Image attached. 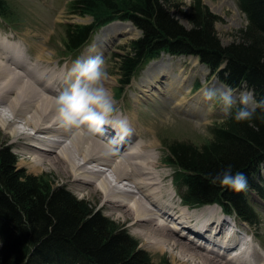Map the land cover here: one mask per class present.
I'll list each match as a JSON object with an SVG mask.
<instances>
[{"label":"trees","instance_id":"16d2710c","mask_svg":"<svg viewBox=\"0 0 264 264\" xmlns=\"http://www.w3.org/2000/svg\"><path fill=\"white\" fill-rule=\"evenodd\" d=\"M237 6L246 16V31L241 41L222 47L213 30L216 17L201 0H193L188 28L158 0H72L70 13L90 15L92 22L67 25L64 47L77 53L99 27L130 21L141 35L123 46V54H114L118 57L117 96L143 64L164 53L196 56L223 83L246 81L260 101L264 99V0H237ZM5 9V0H0L1 16ZM221 63L225 64L219 69ZM209 134L201 144L163 142L181 199L188 204L217 203L224 212L255 224L257 214L249 192L264 197L259 185L264 120L238 123L227 117L213 124ZM229 165L233 173L246 174L251 191L248 187L235 193L212 182ZM138 246L123 227L89 201L65 187L47 185L43 175H26L17 168L11 146L0 143V264H153Z\"/></svg>","mask_w":264,"mask_h":264},{"label":"rangeland","instance_id":"374dc122","mask_svg":"<svg viewBox=\"0 0 264 264\" xmlns=\"http://www.w3.org/2000/svg\"><path fill=\"white\" fill-rule=\"evenodd\" d=\"M71 1L72 0H5L6 9L3 12L4 15L1 16L0 14V32L5 34L6 37H9L11 41H16L20 44L22 53L19 54L24 56L28 66L30 62L34 63L35 56L40 54L42 60L39 65L40 68L46 70L44 75L48 76V72H50L51 69V74H54V77L56 76V78H58V76H60V82H57L55 85L57 87L60 86L61 82L62 85L65 84V70L68 73V68H70L71 65L73 66L75 61L82 60V56L83 59H87L91 56L98 54L101 55L104 60L105 70L108 73L105 86L117 101V107L122 108L121 112L127 116L126 118L128 121H133L134 126L137 125V127L134 128L138 132L137 140L144 142V144H147V142L153 143L154 147L152 154L156 158L153 166L155 168L158 167V170H156L157 173L153 175L156 178V182H154L155 186L151 189V192L157 193L160 188L166 192V186H168L170 190H176L175 192H177L178 196L177 199H180V192L173 180L175 168L167 162L164 145L160 141H190L196 144H201L202 141H207L210 138L209 128L213 124L219 123V121L225 117V114L219 104L203 101L201 90L205 87L224 90L225 88H228L227 85L218 78L217 74L212 75L204 65L202 68L200 64L196 63L195 59L198 62L196 57H189V55L174 56L162 53L159 58L143 64L139 68L137 74L131 79L130 84L124 88L123 94L116 96V90L118 88V57L114 54H123L125 52L123 46L125 47L130 40L138 38L141 35V29L133 26L130 21H115L106 26L99 27L91 36L89 44L85 47L83 45L82 50L78 54H75V52H69L64 47L65 29L67 25H86L92 22V16L90 15L79 16L70 13L68 5ZM158 3L165 10L168 9L170 16L177 20L181 25L187 28L190 27V15L193 12L191 9L193 0H158ZM201 3L207 7V10L213 17H216L213 22V30L222 47H226L232 43L236 44L241 41V37L246 31L247 21L245 15L237 6V0H201ZM224 64L225 63H221L218 68H223ZM162 68L169 72L168 75L170 76V79L168 81L166 79L159 80V77L163 75L161 74ZM149 71L152 72L154 81H160V83H147V81H149L147 77ZM180 75L184 76L186 81L181 80L180 83L177 82L180 84V91H178L173 98H170L167 90V82L169 83L172 78L177 80ZM43 82L44 80H41L40 84ZM8 83V86L4 87L3 81L0 82V112H2L0 113V118L7 119L8 117H12V119H14V114L7 111L5 102L7 96L10 95L9 90H15L17 82L15 81V78H13L8 81ZM195 83L199 84L200 87L195 89ZM149 90L155 92L157 95H152L153 92H148ZM18 92L17 95L11 93L9 98L10 100L19 99L16 105L24 113L22 120L16 119V125H9V122H7L5 126L6 129L0 127V143L12 146L13 154L16 157L17 168L23 170L26 175L37 177L43 175L44 182H46L47 185L65 187V189L71 192L74 196L86 199L90 204L100 208V211H102L103 214L123 227V229L139 243V247L150 255L153 264H180V261H177L178 259L172 257L173 254L171 252H160L159 250H155L154 241L150 243L146 242L147 244L144 242L145 236L142 237L143 234L140 235L139 232L144 230L154 232L158 230L163 232V225L154 214L145 210L141 202L135 203L141 209L143 217H136L133 216L131 212H128L127 209L133 207H129L128 203L134 196L127 201L122 195L117 199L112 198V200H117L119 203L126 201L125 206L122 209L123 213L120 214V218L116 213L111 212H119L117 207H112V210L108 209L110 207L105 205L102 195L100 197V194H89V190L82 189L80 184L77 186V183L72 181V177L69 173L64 174L62 172V164L54 166L52 162L54 156L43 155L46 159V163H44V166H42V168L40 167L39 170H35L33 164L37 165L38 163L34 160V151L27 150V154H22V149L26 146L23 145V142L28 141L23 139L24 136L22 135L11 133L10 127H13V130H16L17 127H19L20 131L21 129H25V118L28 119V122L31 125H42L44 121L42 119V113L46 107L44 103L53 106V102L49 101L48 97H43L44 93H39V91L32 89H18ZM233 93L238 99L242 94V89L233 90ZM47 94L50 93L48 92ZM26 96H29L31 99L42 100V105L35 115L25 112L24 105L21 102H23V99ZM186 100H188V102H186ZM202 101L203 110H201L199 105V102ZM194 104L196 105L197 110L195 109L193 115H188L186 112H188ZM26 127H28L25 129L26 133L32 131L28 125ZM44 135L47 136L48 134H44L40 131L34 135V138L42 140L45 137ZM70 138H72V136ZM70 150L72 152L75 151L74 148H70ZM88 166L89 165L86 167ZM91 166L94 167L95 164L90 165V169ZM100 167L107 169L100 165L94 169ZM133 171L135 175H139L137 171ZM105 174L109 177L108 180L115 183L112 181L110 169H108L104 175ZM259 177V185L260 187L263 186L262 189L264 190V164L260 168ZM122 182H124L122 185L123 187L128 185L127 181ZM248 187L251 191V187ZM135 191L141 198L143 197L136 189ZM112 193L115 192L112 191ZM249 195L250 204L253 206L257 214L255 224H247L245 222L240 223L234 220L231 216H228L225 212L221 211L219 206L218 211L221 213V216L228 219V223H230L231 226L238 228L239 237H243L246 234L253 235V241L258 249V254L264 257V197H259L256 191L249 192ZM148 198H150V196H147V198L144 197L142 200H147ZM128 219L130 220V224L129 221H126ZM133 219L136 222H141L142 226H140V223L139 226H133ZM148 219L151 221L149 222ZM157 224L161 228H158ZM190 236L198 242H203L205 244L209 242L202 238H197L192 233ZM216 246L218 247L219 243H217ZM176 255H178V252H176ZM200 259L201 256H199L198 259L196 258L197 261ZM260 261L261 259H258L255 264H258ZM216 263L219 264L218 262ZM184 264L191 263L187 262Z\"/></svg>","mask_w":264,"mask_h":264},{"label":"bare ground","instance_id":"6f19581e","mask_svg":"<svg viewBox=\"0 0 264 264\" xmlns=\"http://www.w3.org/2000/svg\"><path fill=\"white\" fill-rule=\"evenodd\" d=\"M19 47L18 45L13 46V41H11L9 37L3 36V33L0 32V82L3 81V86L6 87L9 84L8 81L15 78L17 85L15 90H9L10 95L11 93L17 95L19 93L18 89H32L39 91V93H44L43 97H48V100L52 101L54 104L55 98L59 96L57 91L62 92L65 88V84L62 85L61 82L60 86H55L57 82H60V76H58V78H56V76L54 77V74H51V69L50 72H48V76L44 75L46 70L40 68L39 65L42 60L40 54L35 56L34 63L30 62L29 66H31L27 68L29 66L26 64L27 62L24 56L19 54ZM195 62L200 64L202 68L204 67L199 61L197 62L196 59ZM25 65H27V67ZM161 74L163 75L159 77V80L166 79L168 81L170 79L168 75L169 72L165 71L163 68ZM147 77L149 80L147 81L148 84L149 82L160 83V81H154L151 71H149ZM41 80H44L42 84H40ZM181 80L186 81V78L180 75L177 80L172 78L169 83L167 82V90L170 98H173L176 93L180 91L179 83ZM48 92L50 94H47ZM148 92L153 91L149 90ZM152 95L157 94L153 92ZM9 96H7L5 102L6 109L8 112L13 113L15 117L14 119H12V117H8L7 119L0 118L1 128H5L7 122H9V125H16V119L22 120L24 116L23 111L16 105L19 99L10 100ZM186 102H188V100H186ZM21 103H23L26 113L35 115L42 105V100L31 99L29 96H26ZM202 104L203 101L199 102L201 110H203ZM44 105L46 107L42 113V119L44 120L42 125H31L27 118L24 119V128L27 129L28 127L26 126L28 125L32 130L31 132L26 133L25 129H21L20 131L19 127H17V129L15 127L16 130H13V127L8 125L11 133L22 135L24 136L23 139L28 141L23 142V145L26 146L23 147L22 154H27V150L34 151V160L38 163L37 165L33 164L35 170H39L40 167L42 168L44 163H46V159L43 155L54 156L52 158L54 166L62 164V172L64 174L69 173L72 177V181L76 182L77 186L80 184L82 189L89 190V194H100V197L102 195L105 205L110 207L108 209L112 210V207H117L120 213L111 212L116 213L118 217L123 213L122 209L126 201L134 196L128 203L129 207L133 206L127 209L128 212H131L133 216L143 217L141 209L135 203L141 202L145 210L154 214L163 225V232L158 230L156 232L145 230L139 232L140 235L143 234L142 237L145 236L144 242L150 243L154 241L155 250H159L160 252H171L173 254L172 257L178 259L177 261H180V264L187 262L191 264H217L216 262L219 264H255L258 259H261L258 264H264V257L258 254V249L255 244L247 243L245 248L238 254L227 257L225 253L216 251L211 247H206L202 243H198L196 240L191 239V236L187 237L186 234L190 231L194 233L197 238H202L206 241V234H209L212 239L214 236H217L218 238H223L224 243H228L232 241V237L235 236L236 229L232 228L230 230L232 235L226 236L225 238L223 232L225 229L229 228L228 219L219 214V207L217 205L193 208L192 212L199 210V213H192L188 211V209L178 205L179 200L177 199L176 190H170L168 186H166V192H164L162 188H160L157 193L151 192V189L155 186L154 182H156V178L153 175L156 174V170H158V167L155 168L153 166L156 161V158L152 154L154 146L152 142L144 144V142L137 140L138 132L134 129L137 125L134 126L133 121H129L133 129V134L120 145L118 152L110 154L105 146L107 141L105 138L104 140L98 138L101 140L98 141L96 138L73 135L70 131L61 129L53 120L55 113L52 105L50 106L48 103H44ZM195 109L197 110V107L194 104L186 113L188 115H193ZM40 131L48 135H44L45 137L42 140L35 139L34 135ZM71 136L72 138H70ZM70 148H74L75 151L72 152ZM92 164H95V166H91L90 169L89 166ZM87 165L89 166L86 167ZM99 165L107 169L101 167L94 169ZM108 169H110V174L113 177L112 181L115 183L108 180L109 177L106 176L107 174L104 175ZM133 170L137 171L139 175H135ZM122 181H127L128 185L123 187L122 185L124 182ZM134 188L141 193L143 196L142 198H147V196H150V198L142 200ZM112 191L115 193H112ZM121 195L125 197V202L119 203L117 200H112V198L117 199ZM148 220L149 222L151 221L150 219ZM126 221H129L130 224L129 219ZM170 222H173V224H170ZM139 223L141 224V222H136L134 220L132 225L139 226ZM140 226H142V224ZM157 227L161 228L159 225ZM237 236L239 238L238 232ZM252 238H254L253 235ZM145 246L148 247L147 245ZM176 252H178V255H176ZM199 256H201V259L197 261L196 258L198 259Z\"/></svg>","mask_w":264,"mask_h":264},{"label":"clouds","instance_id":"9594fccd","mask_svg":"<svg viewBox=\"0 0 264 264\" xmlns=\"http://www.w3.org/2000/svg\"><path fill=\"white\" fill-rule=\"evenodd\" d=\"M107 78L101 55L75 61L65 78L66 87L54 100L53 120L61 129L73 135L101 140L107 138L105 146L110 154H114L133 134V129L119 112L117 101L105 86ZM244 82L246 86H243L238 99L233 90L239 88L227 84L228 88L224 90L205 87L201 92L202 100L219 104L225 116L238 123L257 118L264 120V99L257 101L253 89ZM257 109H260L259 114ZM212 182L235 193L248 189L246 174L241 171L233 173L231 165L212 177Z\"/></svg>","mask_w":264,"mask_h":264}]
</instances>
